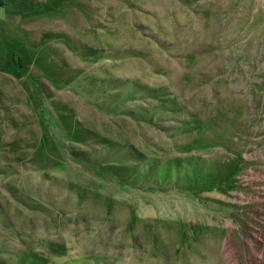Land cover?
I'll return each instance as SVG.
<instances>
[{
    "label": "rangeland",
    "instance_id": "374dc122",
    "mask_svg": "<svg viewBox=\"0 0 264 264\" xmlns=\"http://www.w3.org/2000/svg\"><path fill=\"white\" fill-rule=\"evenodd\" d=\"M0 264H264V0H0Z\"/></svg>",
    "mask_w": 264,
    "mask_h": 264
}]
</instances>
